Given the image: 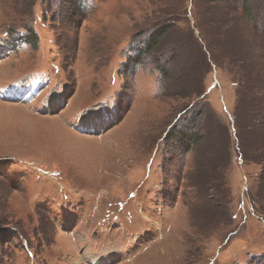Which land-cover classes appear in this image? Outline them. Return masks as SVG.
<instances>
[{"label":"rangeland","instance_id":"374dc122","mask_svg":"<svg viewBox=\"0 0 264 264\" xmlns=\"http://www.w3.org/2000/svg\"><path fill=\"white\" fill-rule=\"evenodd\" d=\"M86 5L0 0V264H264V0Z\"/></svg>","mask_w":264,"mask_h":264},{"label":"trees","instance_id":"16d2710c","mask_svg":"<svg viewBox=\"0 0 264 264\" xmlns=\"http://www.w3.org/2000/svg\"><path fill=\"white\" fill-rule=\"evenodd\" d=\"M217 2H222L223 4H232L233 0H215ZM253 0H242L244 3L243 10L248 9L245 4H250ZM231 2V3H230ZM64 4L67 7L66 14L71 17L80 16L82 12H85L87 0H64ZM236 8V7H235ZM246 14V12H245ZM33 32V31H32ZM33 34H35L33 32ZM32 33L24 36L18 37L17 41L22 43L33 45L32 40L36 38ZM166 34V29L159 28L153 32L147 41L143 42L141 46L136 49L134 56L128 57L125 65L121 67L119 72H121V77H128L131 73H135L136 67L142 62V58L145 55H150L154 52L155 48L159 46L160 40ZM264 34V33H263ZM205 110H201L196 116H191L185 127L173 126L165 136V142L172 147L171 157L176 159L178 156H183L195 153L196 149L201 146L203 140H205L203 134L197 132L199 126L202 125L203 119L205 120ZM195 159V157H194ZM221 205V203L219 204Z\"/></svg>","mask_w":264,"mask_h":264},{"label":"bare ground","instance_id":"6f19581e","mask_svg":"<svg viewBox=\"0 0 264 264\" xmlns=\"http://www.w3.org/2000/svg\"><path fill=\"white\" fill-rule=\"evenodd\" d=\"M17 97L18 98H15V99H20V98H23L24 96H23V94H18L17 95ZM59 101H57L54 105L55 106H52V109L54 108V107H56L58 104ZM53 105V104H52ZM50 109V108H49ZM95 119L93 120L92 119V121L90 120L89 122H88V119H83V122L80 124V127L81 128H83V129H87V130H89V128H94L95 129V125H96V123H99V124H103L102 123V121L105 119V118H103V117H99V115H96L95 117H94ZM99 119V122L97 121ZM104 125V124H103ZM95 126V127H94ZM79 128V127H78ZM105 132V129L103 130H101L100 131V133H104Z\"/></svg>","mask_w":264,"mask_h":264}]
</instances>
